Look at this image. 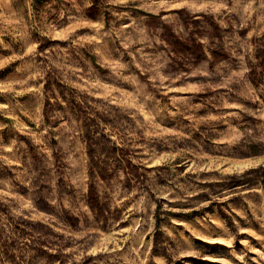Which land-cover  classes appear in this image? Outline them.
Returning a JSON list of instances; mask_svg holds the SVG:
<instances>
[{
  "label": "rangeland",
  "instance_id": "374dc122",
  "mask_svg": "<svg viewBox=\"0 0 264 264\" xmlns=\"http://www.w3.org/2000/svg\"><path fill=\"white\" fill-rule=\"evenodd\" d=\"M0 264H264V0H0Z\"/></svg>",
  "mask_w": 264,
  "mask_h": 264
}]
</instances>
